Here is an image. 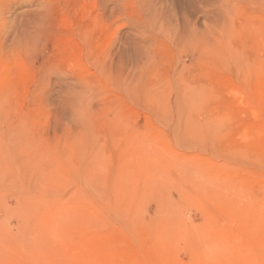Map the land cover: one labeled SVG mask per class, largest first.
Here are the masks:
<instances>
[{"label":"rangeland","instance_id":"rangeland-1","mask_svg":"<svg viewBox=\"0 0 264 264\" xmlns=\"http://www.w3.org/2000/svg\"><path fill=\"white\" fill-rule=\"evenodd\" d=\"M0 264H264V0H0Z\"/></svg>","mask_w":264,"mask_h":264},{"label":"bare ground","instance_id":"bare-ground-1","mask_svg":"<svg viewBox=\"0 0 264 264\" xmlns=\"http://www.w3.org/2000/svg\"><path fill=\"white\" fill-rule=\"evenodd\" d=\"M67 212V211H66ZM57 215V214H56ZM52 254V253H51ZM51 258V257H50ZM61 261V260H60Z\"/></svg>","mask_w":264,"mask_h":264}]
</instances>
